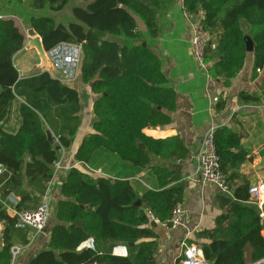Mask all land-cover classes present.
<instances>
[{"label": "trees", "instance_id": "trees-1", "mask_svg": "<svg viewBox=\"0 0 264 264\" xmlns=\"http://www.w3.org/2000/svg\"><path fill=\"white\" fill-rule=\"evenodd\" d=\"M17 1L29 2L34 10L54 12L69 2ZM81 1L85 5L72 8L73 21L68 25L47 15L31 14L29 26L41 38L45 51L63 41L81 44V78L90 83L97 97L92 105V131L83 136L74 159L90 168L107 161L104 169L113 170L115 177L93 178L71 166L60 185L61 198L54 207L57 222L50 230L47 247L27 264H157V234L149 226V215L169 225L172 207L184 197V185L174 166L186 159L189 151L178 135L154 138L144 133L145 128L170 123L176 93L167 84L159 57L145 44L137 20L155 37L157 15L167 0ZM182 2L188 15L197 16L201 11L199 21L209 35L204 61L211 63L213 77L230 85L250 54L246 35L253 44L252 75L257 74L264 65V0ZM94 30L106 32V39L99 42ZM215 31L213 46L210 35ZM23 44L24 35L14 20L0 17V166L10 173L0 175V193L17 198V210L25 209V202L33 199L23 191L24 180L41 185L50 181L59 160L42 122L60 147L68 150L79 129L82 108L76 89L47 71L18 77L13 57ZM238 97L244 103H258L264 93L260 97L243 91ZM217 106L221 108L223 101ZM14 107L17 126L7 128ZM213 140L230 194L217 198L222 212L214 227L195 231L190 241L199 244L208 264H247V249L250 261L256 263L264 259L263 224L258 208L250 202V183L240 171L247 160L242 136L222 126L214 129ZM114 155L127 163L120 167L125 173L110 167L117 162ZM145 169L154 185L140 183L136 189L130 178ZM14 222L15 216L0 204V264L11 263L10 247L18 237L27 241L26 233L20 234ZM88 239H92L93 248H80ZM117 246L125 248L126 256L113 254Z\"/></svg>", "mask_w": 264, "mask_h": 264}, {"label": "crops", "instance_id": "crops-1", "mask_svg": "<svg viewBox=\"0 0 264 264\" xmlns=\"http://www.w3.org/2000/svg\"><path fill=\"white\" fill-rule=\"evenodd\" d=\"M69 4L60 11H49L48 9L34 10L29 2H18L17 0H0V17L12 18L18 29L24 35L23 47L14 54L13 64L18 71V77L23 78L43 71L40 67V59L34 48L28 46L29 16L31 14H42L52 17L56 23L68 25L73 21L72 8L75 5L84 6L85 3L78 2ZM81 1V0H80ZM201 11L197 13V17ZM145 44H147L159 57L161 70L168 78V86H171L176 93V108L169 112L171 121L164 126L145 128L144 133L154 138H165L178 135L188 148L186 159L176 163L175 171L179 175V181L184 185V197L182 205L186 209L185 223L194 232L205 228H212L215 225V218L222 212L218 205L217 198L224 194L212 182H202L196 174V162L194 155L198 150L201 140L206 131L222 126H228L242 136V148L247 152V160L240 165L242 175L255 185L264 181V98L258 103H244L238 97L240 92H248L262 96L264 93V65L257 74L252 75L253 57L250 54L246 57L244 67L231 80L229 86L223 84L222 78L213 77L210 74L211 63L200 66L192 55L190 45V30L188 17L183 8L182 0H167L164 7L157 15L158 33L150 37L144 25L137 20ZM107 37V35H106ZM213 46L217 40V33L210 35ZM53 78L60 80L57 73L50 74ZM76 89L81 103L79 112L80 126L74 137L73 143L68 150L62 147L58 149V169L54 171L52 180L39 183H30L27 179L23 183V191L32 196V203L25 209H34L40 202L46 200L50 214L48 221L41 232L32 228L20 229V234L26 233V243L18 237L14 244H19L23 250L10 264H27L31 257L47 247L49 233L52 226L57 222L54 217V207L61 198L60 185L68 168L77 166L80 170L93 178L103 176L114 178V172L104 169L107 161L101 163L97 168H90L88 165L74 159V154L83 136L92 131L91 124L94 119L92 105L97 97L91 91L90 83L82 81L80 68L74 81L66 83ZM222 100L223 106L218 108V102ZM5 126L15 128L17 126V114L15 107ZM44 131H50L46 123L42 122ZM51 132V131H50ZM52 133V132H51ZM58 144V141H57ZM111 159V158H110ZM155 162V159L154 161ZM136 177H143L140 180L144 187L154 185L152 175L147 169L141 171ZM42 191V192H41ZM259 212L262 213L263 224L262 235L264 237V204L262 206L254 203ZM149 226L157 234L158 251L156 254L157 264H180L181 252L180 242L184 236L182 228L171 229L169 225L161 223L149 215ZM3 225L0 224V236ZM2 247V239L0 249ZM86 247L84 244L80 248ZM247 264L250 261V250L245 251ZM264 264V259L258 261ZM208 264V263H207Z\"/></svg>", "mask_w": 264, "mask_h": 264}, {"label": "built area", "instance_id": "built-area-1", "mask_svg": "<svg viewBox=\"0 0 264 264\" xmlns=\"http://www.w3.org/2000/svg\"><path fill=\"white\" fill-rule=\"evenodd\" d=\"M186 16L188 17L191 34L190 45L192 55L200 66H204V49L209 38L208 32L204 29L197 16L188 15L187 13ZM45 54L50 64V69L47 70L49 74L57 73L60 76V80L64 83H70L76 79L82 58L80 43L58 42L45 51ZM213 131L211 128L205 132L200 146L194 155L196 162L195 172L202 182H212L220 191L229 195L230 188L225 181V176L220 167V158L214 145ZM57 169L58 164L56 163L54 171ZM3 173H6L8 176L10 175L5 167L0 166V175ZM249 196L251 200L255 201L254 203L262 206L264 204V181L250 185ZM17 200L12 195L2 196L0 193V204L8 212L12 213L11 215L15 216L14 227L18 229L32 228L41 232L50 214L47 201L40 202L34 209L17 210L15 208ZM185 214L186 209L181 202H177L172 207L168 220L171 229L182 228L184 230V236L180 242L182 249L180 264H207L199 244L189 240L192 231L186 226L184 220ZM261 215L262 213H260V217ZM83 244L86 247L93 248L92 239L86 240ZM21 250L22 246L19 244H13L10 247L11 261L17 257ZM113 254L126 256L127 253L124 247L117 246L113 249Z\"/></svg>", "mask_w": 264, "mask_h": 264}, {"label": "water", "instance_id": "water-1", "mask_svg": "<svg viewBox=\"0 0 264 264\" xmlns=\"http://www.w3.org/2000/svg\"><path fill=\"white\" fill-rule=\"evenodd\" d=\"M94 34L98 38L99 42H103L106 39V32H104V31L94 30ZM28 36L30 37L29 42H28V46L30 48H34L36 50V52H37V54L39 56V59H40V67H41V69H43V71H47L48 69H50V64H49V61H48V59L46 57L45 50H44V48L42 46L41 38L39 37V35H37L35 33L33 28H29L28 29ZM245 40H246V45H247V51L251 52L253 50V44H252V41H251L250 37L246 35L245 36ZM46 135H47L48 141L51 144H54L55 148L58 150L60 148V145L57 144L56 137L50 131H47ZM138 146L140 148H144V145L142 143H138ZM152 161H154V159H152ZM163 164H165V163H163ZM137 204H139V203H137ZM9 214H12V213L9 212ZM76 223L78 225H82L81 221H77ZM253 264H262V263L256 262V263H253Z\"/></svg>", "mask_w": 264, "mask_h": 264}, {"label": "rangeland", "instance_id": "rangeland-1", "mask_svg": "<svg viewBox=\"0 0 264 264\" xmlns=\"http://www.w3.org/2000/svg\"><path fill=\"white\" fill-rule=\"evenodd\" d=\"M78 2H82V1H80V0H72L71 1V4H74V3H78ZM69 4V3H68ZM67 4V5H68ZM115 156V160L117 161V162H113V163H111L110 164V167H112V169H115L117 172H120V173H125V172H123V170L120 168L121 167V164H127V163H125V162H123V161H121V159L117 156V155H114ZM120 163V164H119ZM262 174H264V170L262 171ZM140 180L142 181V180H145V178L143 179V177H136V175H134V176H131V178H130V182H131V184L136 188V189H138L137 188V186H140ZM140 189V188H139ZM32 203V200H27L26 202H25V205L26 206H30V204ZM51 215V214H50ZM50 218V217H49ZM0 242H1V236H0ZM22 250H23V247H22ZM22 250L20 251V253L22 252ZM19 253V254H20Z\"/></svg>", "mask_w": 264, "mask_h": 264}]
</instances>
